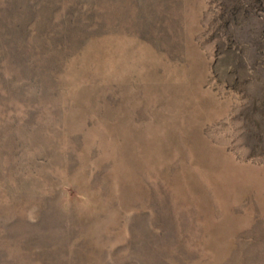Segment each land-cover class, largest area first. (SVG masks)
<instances>
[{"label": "rangeland", "instance_id": "374dc122", "mask_svg": "<svg viewBox=\"0 0 264 264\" xmlns=\"http://www.w3.org/2000/svg\"><path fill=\"white\" fill-rule=\"evenodd\" d=\"M0 264H264V0H0Z\"/></svg>", "mask_w": 264, "mask_h": 264}]
</instances>
